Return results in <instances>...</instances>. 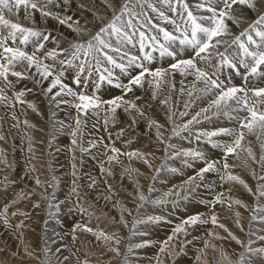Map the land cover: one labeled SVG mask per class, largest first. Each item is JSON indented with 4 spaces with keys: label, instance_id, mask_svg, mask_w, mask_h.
I'll list each match as a JSON object with an SVG mask.
<instances>
[{
    "label": "snow or ice",
    "instance_id": "6c2138e0",
    "mask_svg": "<svg viewBox=\"0 0 264 264\" xmlns=\"http://www.w3.org/2000/svg\"><path fill=\"white\" fill-rule=\"evenodd\" d=\"M62 2L67 5L70 0H62ZM59 3L60 0H0V81L6 87H14L9 76L16 77L17 81L33 80L36 84L48 81L49 86L44 89V94L48 96L50 105L58 107L60 104H69L76 110L75 127L70 133L73 137V145H77V134L83 135L82 125L87 122L89 116H100L101 113H104L103 121L105 129H107L109 122L115 119L118 108L123 107L125 112L134 110L140 117H144L145 114L134 101L125 100L123 96L114 97L111 100H101L95 91L89 94L83 90H74L64 83L63 79L69 69L75 70L73 83L77 87L83 84L86 89L88 81L93 79L96 91L99 90L101 84L107 83L123 89L127 94L132 92L134 87L143 88L147 82L149 87L153 88V100L156 99L157 92L163 84L175 87L174 84H171L170 78L178 72L182 77H194L196 83L186 90L183 80L181 81L180 92L189 97V101L184 104L186 109L184 112L173 113L171 105H169V98L161 100L162 104L169 105L170 121L173 115L179 117L187 115V109L203 97L211 95L212 99L206 108H200L186 122L180 124L173 122L172 135L179 136L182 132L187 131L197 142H205L213 148L220 149L223 153V169L234 166L227 162L229 156L240 160V152H246L250 159L260 165L261 172L264 173V155H261L257 160L250 142L242 143L247 136H255L256 140L260 142L261 149L264 150V87L257 86L256 83L264 80V0H196L193 4H189L188 0H156L155 3L153 0H121L119 11L108 4L113 13L112 19L107 24H102L99 30L87 40H76L71 42L68 48L57 47L46 50L43 55H40L39 53L45 49V43L49 41L51 33L21 24L18 14L23 9L24 19L31 20L34 12H39L42 17L56 19L62 25L68 24L71 17L62 18L50 10V6H59ZM157 3L163 5V8H158ZM245 9L257 12V18L248 23L239 34H234L228 21L239 27L243 22L242 17ZM149 12L154 15H149ZM13 17H17V19L13 20ZM165 24L170 27H165ZM68 26L72 27L71 24ZM73 31L78 35L81 34L79 27L74 28ZM58 43L57 41V45ZM29 45L32 48L31 52L26 50ZM133 49H138L141 55L132 54ZM185 51H190L191 56L182 58ZM65 53L66 55H64ZM154 53L157 55H153ZM164 57L172 58L175 63H172L167 69L156 68L153 70L147 66ZM177 57L181 58L177 59ZM49 60L52 63H46ZM201 64L207 65L212 70H206L205 67L200 66ZM17 67L20 68L19 71L16 70ZM33 69H35L34 73ZM115 69H119L122 75L128 76L127 84L121 83L119 77L114 75ZM131 69H140V71L133 75ZM221 74H226L227 79L221 80ZM232 74L241 77L242 85L236 86L231 83ZM197 83L201 86L197 87ZM54 89H56L55 92ZM26 91L32 90L22 89L15 93L16 102L26 103L21 99ZM57 97L61 99L58 100ZM64 97L72 99L68 100ZM8 99L4 88L0 87V103H4ZM137 99L140 98L137 97ZM29 106L34 108L31 104ZM213 117H226L230 121H235L237 126L221 127L211 131L195 129V125L200 124L202 120H211ZM134 122L135 120H133ZM149 126L156 129L157 139L163 142L159 131L161 125L151 120ZM121 134H123V130H121ZM219 136L230 139L226 141L213 139ZM109 137L111 138V134ZM2 139L4 137L0 135V140ZM87 144V147L80 146L81 153H89L91 148L97 147V142L94 141H88ZM100 144L105 149H110L112 153L127 155L130 158L135 156L144 159L146 164L148 163L143 153H121L120 149L103 144L102 139ZM174 148L175 145L168 144L166 151ZM174 155L181 157L182 163L189 167L193 161H204L205 166L186 181V184L190 186L189 194L195 192L196 187L200 186L196 182L203 181L205 173L221 171V168L217 167L220 161L206 159L201 150L180 149L175 151ZM107 159L109 162H119L117 155L108 156ZM241 163L248 167L246 161H241ZM73 167L75 168V164ZM149 167H151L150 164ZM101 169L109 171L103 167V163H101ZM170 171L177 170L170 169ZM249 171L258 181H264V174L257 176L250 167ZM125 172L131 175L130 169H125ZM73 175L75 176V172ZM225 178L243 185L251 193L252 190L239 176L226 172L220 176L222 181ZM35 182L37 185H41L38 178ZM52 186L55 187V185ZM207 187L210 188L211 185H207ZM153 190L150 188V191ZM73 191L76 189L74 188ZM41 195L49 201L48 207L51 209V197L44 193ZM168 195L170 193H165L163 198L149 202L162 205L167 203ZM254 195H257L258 200L264 197V183L257 184V193ZM222 196V193L218 194L213 201H202V203H209L213 207L217 203L224 204ZM138 198L142 202L147 200L143 193H139ZM181 199H188V195ZM172 203L175 205L176 201H172ZM235 203L242 204L240 200H236ZM227 206L231 208L230 204ZM34 207H39V203L34 204ZM254 211L262 215H253L252 220L264 221V205L258 203ZM7 212L8 206L6 205L0 211V218L6 225L9 223ZM15 214L12 213V215ZM235 216L236 223L240 226V213H235ZM162 219V217L149 216L147 221L137 220L136 223H158ZM210 219L213 224H217L215 214ZM207 222L201 218V215H195L188 217L183 224L191 227L197 223ZM22 226L23 222L18 225V227ZM75 227L81 226L76 225ZM219 227L223 228L224 225L220 224ZM84 230L93 231L91 228ZM241 230H243L242 227ZM176 231L186 232L183 226H178ZM94 235L98 239L103 238L105 242L113 239L112 236L105 235L103 232L94 233ZM232 238L236 239L235 236ZM260 239L264 240V236ZM116 243L119 241L117 240ZM237 243L243 244L239 240ZM251 243L250 240L246 246L247 251L264 254V248L253 249ZM142 246L144 245H136V247ZM109 250L118 251L115 248ZM129 251H131V246ZM161 251L164 249L161 248ZM221 256L223 260H227L225 254L222 253ZM218 264H222V262H218ZM229 264H231L230 261ZM238 264H246L243 254L240 256Z\"/></svg>",
    "mask_w": 264,
    "mask_h": 264
},
{
    "label": "rangeland",
    "instance_id": "374dc122",
    "mask_svg": "<svg viewBox=\"0 0 264 264\" xmlns=\"http://www.w3.org/2000/svg\"><path fill=\"white\" fill-rule=\"evenodd\" d=\"M62 0H60V5L59 6H53V8H55V12L56 13H58V15L59 16H61V17H63V18H65L66 16H64L65 14L67 15V17H70L71 16V20H75V21H77V19H79V17H83V18H85V20H86V23L87 24H85L87 27H88V31L87 32H85V33H82L81 35L85 38L84 40H87L91 35H93V34H95L98 30H99V28L101 27V25L102 24H107L111 19H112V15H113V13H112V11L110 10V8L108 7V6H106L105 4H102V3H100V2H98L97 0H92V2L90 3V6H89V9H88V11H84V10H82V8L80 7V6H78L77 4H76V1L77 2H80V0H72V3H71V5H70V3H68L67 5H64V4H62L61 5V3H63V2H61ZM74 1V2H73ZM112 1V3H113V7L115 8L116 6V10L117 11H119V6H120V3H121V0H111ZM119 1V2H118ZM189 1H191V0H188V2ZM98 2V3H97ZM118 2V3H117ZM154 2H156V0H154ZM92 4V5H91ZM109 4H111V3H109ZM189 4H192V2H189ZM94 5V6H93ZM98 5H100V6H98ZM60 6H62V7H60ZM76 6V7H75ZM95 7V8H93V7ZM158 8H163V5H161V4H159V3H157V5H156ZM162 6V7H161ZM75 7V8H74ZM78 7H79V9H78ZM96 7H99V8H96ZM77 8V9H76ZM61 9V10H60ZM58 10V11H57ZM60 10V11H59ZM68 11L70 12V13H68ZM79 11V12H78ZM91 11V12H90ZM95 11V12H94ZM100 11V12H99ZM83 12H85V13H83ZM94 12V13H93ZM245 12V14H248V12L247 11H244ZM73 13V14H72ZM81 15L82 14V16H80L79 14ZM88 13V14H87ZM97 13V14H96ZM61 14V15H60ZM77 14V15H76ZM149 14L150 15H154L153 13H151V12H149ZM171 13H169V15H170ZM73 15V16H72ZM84 15V16H83ZM92 15H94V16H92ZM78 17V18H77ZM89 17V20H87V18ZM22 21H24L23 19H22ZM91 21H92V23H91ZM94 21H95V23H94ZM20 22V21H19ZM90 22V23H89ZM23 25L25 24V26H27V27H34V28H36V29H40V30H45L47 33H51V38L49 39V45L46 47V50H48L49 48H51V49H56L57 47H56V45H54V44H57L56 42H57V40H60V42H61V44H60V46H59V48H68L69 47V45H70V43H71V40H70V37H68L66 34H64L66 37L63 39V37H61V35H62V33L60 34V33H58V32H56V30L54 29V27H53V25H51L50 23H44L45 25L44 26H42V25H39L38 23H36L37 25H39V26H37L36 24H29V25H27L26 23H24V22H21ZM91 24V25H90ZM91 26V27H90ZM165 27H170L169 25H164ZM43 27V28H42ZM46 27V28H45ZM50 27V28H49ZM90 27V28H89ZM95 27V28H94ZM53 30H52V29ZM53 32V33H52ZM56 32V33H55ZM93 32V33H92ZM59 34H60V36H59ZM84 34H86V35H84ZM91 34V35H90ZM58 36V37H57ZM57 37V38H56ZM61 37V38H60ZM53 39V40H52ZM54 41H56V42H54ZM63 42V43H62ZM55 46V47H53V45ZM62 46V47H61ZM49 47V48H48ZM27 51H29V52H31L32 51V48H31V45H29L28 46V48L26 49ZM50 50V49H49ZM139 53V51H138V49H133L132 50V54H135V55H139L138 54ZM64 55H66V53L64 54ZM141 55V54H140ZM153 55H157L156 53H154ZM191 56V52L189 51V52H186V54H185V56L184 57H182V58H188V57H190ZM61 58H63V57H61ZM165 58V57H164ZM164 58H162V60L164 59ZM168 59H166L165 60V63H164V67H160L161 65V62H159L158 64H159V66H155L154 65V62L152 63V64H148L147 66L149 67V68H152L153 70L154 69H156V68H164V69H167V68H169V66L172 64L171 62H173V63H175L174 61L175 60H173L172 58H170V57H167ZM179 58H181V57H177V59H179ZM170 60V61H169ZM50 62H52V61H50ZM49 61H46V63H50ZM167 62V63H166ZM169 63H171V64H169ZM167 64H169V65H167ZM166 65V66H165ZM152 66H154V67H152ZM201 67H207V65L206 66H202V65H200ZM17 68H19V67H17ZM16 68V70L17 71H19V69H17ZM70 70V71H69ZM66 73H65V76H64V83H66V84H68L70 87H72L74 90H78V91H81V90H85V92H89L88 90H90V89H92L91 91H95V94L96 93H98V94H100V95H102L101 96V99L103 100V99H108V100H111V99H113L114 97H118V96H121V95H125V93H124V90L122 89H120V88H116L114 85H109V84H107V83H103V84H101V86H100V88H99V90L98 91H96L95 89H94V86L93 85H91L92 83H93V79H90L89 81H88V86H87V88L85 89L84 87H83V84L80 86V87H77L72 81H73V78H74V76H75V70H72V69H69ZM117 72H114V75L115 76H118L119 77V80H120V82L121 83H124V84H127L128 83V76H125V75H122L121 73H120V71H119V69H115ZM206 70H208V71H211L212 69H209L208 67L206 68ZM132 73H133V75H136L137 74V72H139L140 71V69H131L130 70ZM243 71V70H242ZM32 72H33V70H32ZM74 72V73H73ZM136 72V73H135ZM34 73V72H33ZM135 73V74H134ZM30 75L32 74V73H29ZM70 74H71V77H70ZM73 74V75H72ZM177 76V77H179L180 76V79H182V80H186V77H181V75L178 73V72H176L175 74H174V76ZM179 75V76H178ZM222 76H225V74H221ZM124 76V77H123ZM236 78H235V77ZM11 78H12V76H10ZM237 77L238 78H240V76H237V75H235V74H232V81H236L237 83H238V79H237ZM37 78H39V77H37ZM124 78V79H123ZM127 78V79H126ZM82 79H83V77H82ZM234 79V80H233ZM12 81H13V84H14V88H13V90L15 89V91L14 92H19L20 90H22V88L23 89H33V91H32V93L31 92H29V91H26L27 93L25 94V98H24V96L22 97V100H26V101H29V99L28 98H30V101L29 102H31V100L33 99H37V101L40 103V106H41V108H42V110H43V112H44V114H46V117L47 118H45V120H44V117L41 115V114H39V112H36L34 109H30V111H29V109L28 108H26L23 104H21L20 103V105H17V104H13L12 103V99H11V95L9 96L8 95V93H5V94H7L6 96L9 98L7 101H5L4 103H0V135H2L3 137H4V139H2V140H0V192L1 191H5V192H9L10 194H12V196H13V198L17 201L18 200V203H20L21 205H22V207H23V212H22V216H25V214H26V216H27V212L29 211V209H35L36 210V217L37 218H39V219H42L43 221H41V222H39V224L41 225H47V226H50V229H51V227H53V228H56L55 227V224L54 223H56V225H58V222H62V224H63V227H66L67 226V224H68V221L69 220H72V218H73V220L70 222V224H72V223H75L76 222V224H77V222H79V219H76L75 217H78V216H80V215H82V216H84L86 219H81V222H82V225L81 226H84L85 228H90L91 227V229L93 230V232H95L96 233V231H97V233H99V232H103L105 235H109V236H112L113 237V239L111 240V241H108V242H105L104 240H103V238H97V236L95 235V236H93V237H91V236H88V235H86L85 236V240H84V242H86L85 243V245L84 246H86V247H88V248H93V249H95V251H97L96 253H98L99 255H96L97 256V258L99 259V263H95V264H158V262H156V260H154V261H152V260H148L149 262L150 261H152V262H145V260L143 261V259H141V258H143L144 256H145V253H147V252H149V250L148 251H145V250H143V246L142 247H138V248H136L135 247V245H133L132 243H131V240H132V234L135 236V234L137 235V236H139V237H141V236H143V235H145L146 233L145 232H143V230H145L146 229V227L147 226H151L150 228H152V230H153V228H156L157 229V232L158 231H160L161 232V236H159L160 237V239H161V241H163L164 242V240H169V235H171V240H169L168 242H172V237H173V240L176 238V240H177V238H179L180 239V236L181 235H183V237H182V240H184V241H182V243H181V240H177V241H180V243L178 242V246L176 245L177 243V241L175 242V244H174V247H175V249H177L176 247H178V249L177 250H173V252L171 253V252H169L168 254V257H167V254H165L166 255V257L168 258H166L165 257V263L163 262V264H198V262H199V260L196 258L195 259V257L197 256V250H199L200 249V247H201V245H200V242H201V238L204 236V234L207 236V237H209L208 235H210V237L212 236L211 234H212V230H213V226L211 225L212 224V222H211V224L209 225V224H207V223H205V226H207L206 228H205V230H204V232L203 233H200L199 231H200V227L196 224V225H194V226H191V227H188V225H184L182 222V224L180 223V225L179 226H183V228L186 230V232L185 231H183V232H185V235L183 234V232L182 231H176L175 229L173 230V228H169V229H167V230H161L159 227H158V225L159 224H161V223H163V222H167V216L169 215V214H171L175 209H176V207L177 208H179V206H180V202H177L178 200H181V197H179V198H177V192H178V190L181 188V187H179L178 188V185L179 184H181L182 185V187H184V185L186 184V181H188V180H186L185 178H183V177H180V175L178 174L179 172L178 171H170V169H174V166H175V164L173 165L171 162H166V161H164V160H162V162H161V166H159V168H160V170H159V168L157 169V171H155V169H149V171H150V173L152 172V174L151 175H149L150 173H148L147 172V174H146V177H145V181L147 180V183L148 184H146V183H144V190L143 191H141V192H139L137 189H136V185L137 184H129V183H126V181L125 180H121V179H119V178H117L116 177V175L113 173V172H111V174L109 175V176H111V180H109V181H105L104 180V184H100V185H98L101 181H103L98 175H99V172L100 173H104L105 171H101V170H99L100 168H101V163H102V155L103 154H100V158L101 159H98V158H96V156H94V152H95V149L99 146V145H101L100 144V142L99 141H101V139L102 140H105V142H103V144H106V145H111L109 142L110 141H108L107 140V138H106V133L103 135V133L100 131V129H101V123L102 122H100L101 121V119L100 118H95V120H93V119H91L92 118V116L90 117H88L87 118V123H88V125H87V123H85V124H83L82 126H84V128H82V131H83V134L84 135H82V138H80V136H78V134H77V137H78V139L80 140H84L83 138L84 137H86L87 139H94V138H96V139H94L93 141L94 142H97V147H95V148H91L90 149V152L89 153H81L80 152V146H83V147H87L88 146V144L86 143V142H83V141H81L80 143H77V145H72V140H73V137L70 135V133H71V131H72V128H74L75 127V116H76V110L73 108V107H71L69 104H60V106H58V107H56L55 106V108L54 107H52V106H54V105H49L50 103H49V98H48V96L47 95H45L44 94V89H46L48 86H49V84H48V81H44V82H42L41 83V85L40 84H36L33 80H30V81H32V82H30L29 80H20V81H17V78L16 77H14V80L12 79ZM30 83H29V82ZM91 81H92V83H91ZM124 81V82H123ZM264 81V80H263ZM235 82V83H236ZM23 83L25 84V86L23 85ZM261 83H263V87H264V82H262V80L260 81V84ZM27 84V85H26ZM42 84H44V85H42ZM74 84V85H73ZM259 84V85H260ZM35 86V87H33V86ZM237 85V84H236ZM241 85V83H239L238 84V86H240ZM259 85H257V86H259ZM15 86H16V88H15ZM40 86V87H39ZM75 86V87H74ZM90 86V87H89ZM91 86H93V87H91ZM145 86H146V82H145ZM144 86V88L142 89V88H140V87H134L133 88V91L132 92H128V93H132V94H134L135 95V97H139V98H141V99H144V98H146V99H148L149 101H151V102H154V101H156L157 100V97L159 98V95L158 94H160L159 92H160V90H165L166 88H167V86H168V84H163L162 86H161V88L162 89H160L159 91H158V93H157V97H156V99L155 100H153L152 99V97L150 98V96H152V93L151 92H153V88H151V87H149V85L147 84V88ZM31 87H33V88H31ZM89 87V88H88ZM262 87V86H261ZM77 88V89H76ZM139 88H140V91H139ZM43 89V90H42ZM111 91V93H109L110 91ZM118 89V90H117ZM138 89V90H137ZM12 90V91H13ZM37 90V91H36ZM101 90H103V91H101ZM108 90V91H107ZM136 90V91H135ZM152 90V91H151ZM54 92L56 91V89H54L53 90ZM145 91H147V92H145ZM151 91V92H150ZM43 92V93H42ZM104 92V93H103ZM143 92H145V93H143ZM30 93V94H29ZM108 93V94H107ZM10 94V93H9ZM42 94V95H41ZM89 94H91L90 92H89ZM118 94H120V95H118ZM146 94H147V96H146ZM29 95H31L30 97H29ZM32 95H34V96H37V97H34L33 98V96ZM145 95V96H144ZM105 98H104V97ZM112 96V97H111ZM28 97V98H27ZM44 97V98H43ZM106 97H109V98H106ZM160 97H161V95H160ZM24 98V99H23ZM68 98V100H71L72 98L71 97H64V99H67ZM57 99L59 100V99H61L60 97H57ZM41 101H44L43 103L45 104H43L42 105V102ZM35 103V102H34ZM33 103H31V105H32ZM1 105H3V107L1 106ZM14 105V106H13ZM63 105V106H62ZM43 106V107H42ZM46 106V107H45ZM2 107V108H1ZM48 110H47V109ZM53 108V109H52ZM67 108V109H66ZM37 109H39V107H37ZM55 109H57V110H55ZM119 109V108H118ZM118 109H117V112H118ZM47 110V111H46ZM120 110L121 111H124L123 110V107H121L120 108ZM67 111V112H66ZM46 112V113H45ZM48 112V113H47ZM60 112V113H59ZM72 112V113H71ZM75 112V113H74ZM116 112V116H115V118L116 117H118V118H116V119H114L113 121H117L116 123L114 122V124L116 125V127H117V129H118V132H120V130L122 129H126V131H136V130H138L139 129V127H140V123H138L137 121H135L134 122V125H133V120H130V119H128V120H125V119H123L121 116H119V114ZM20 113V114H19ZM21 113H24V114H21ZM54 113V114H53ZM57 113V114H56ZM37 116V118H38V116L40 117V118H38V119H41V121L40 120H38L37 118H36V116ZM49 115V116H48ZM51 115V116H50ZM59 115V116H58ZM53 116V117H52ZM101 116H102V113H101ZM68 117V118H67ZM98 117H100V116H98ZM120 117V118H119ZM26 118H28L29 120H26ZM34 118H36L35 120H34ZM49 118V119H48ZM54 118H55V120H54ZM58 118V119H57ZM65 118H66V121H65ZM72 118L74 119V120H72ZM220 118H223L224 120H225V126H227V127H236V122L234 121H230V120H228L226 117H220ZM22 119L23 120H26L27 121V123H23V121H22ZM63 119V120H62ZM100 119V120H99ZM4 120V121H3ZM6 121V122H5ZM16 121V122H15ZM21 122V123H18V122ZM30 121V123L32 124V126H33V128L30 126V123H28ZM38 121V122H37ZM40 121V122H39ZM46 121H48V122H46ZM52 121H53V123L55 124H53L52 123ZM92 121V122H91ZM127 121V122H126ZM170 121V120H169ZM43 122V123H42ZM57 122L59 123V124H57ZM67 122V123H66ZM71 122H73V123H71ZM125 122V123H124ZM129 122V123H128ZM173 122V120H171V123ZM118 123V124H117ZM127 123V124H126ZM131 123V124H130ZM161 123L163 124L164 123V121H161ZM29 124V125H28ZM36 124V125H35ZM139 124V125H138ZM26 125V126H25ZM28 125V126H27ZM54 125V126H53ZM63 125V126H62ZM37 126V127H36ZM43 126L45 127V128H43ZM47 126V127H46ZM71 126V127H70ZM100 126V127H99ZM124 126V127H123ZM196 127V130H200L199 129V125H195ZM2 127V128H1ZM42 127V128H41ZM49 127V128H48ZM56 127V128H55ZM64 127V128H63ZM87 127V128H86ZM127 127L129 128V129H127ZM163 127H165L164 125L162 126V129H161V131H163L162 133H161V139L163 140V142H161V140H158L157 139V135H156V129H154V128H151V129H153V131L155 132L154 133V136L153 135H151L150 137H149V143H150V145H151V147L152 148H154V147H156V151H157V149H158V147L161 145V149H163L164 147H165V145L166 146H168V144H172V143H170L169 142V139L172 141V142H176L175 140H176V137H178V139H180L179 137L181 136V137H183L182 135L184 134V132H182L179 136H173L172 135V128H173V124H172V126H171V128L170 129H168V128H163ZM220 127H223L222 125L220 126ZM31 128V129H30ZM47 128V129H46ZM89 128H90V130H89ZM119 128H121V129H119ZM134 128H135V130H134ZM2 129V130H1ZM20 129V130H19ZM38 129V130H37ZM50 129H52V130H50ZM56 129V130H55ZM68 129V130H67ZM27 130V131H26ZM47 130H49V131H47ZM171 130V131H170ZM203 130H210V127L207 125V126H205L204 128H203ZM29 131V132H28ZM40 131V132H39ZM126 131L125 130H123V132L126 134ZM129 131H128V133H129ZM171 133H170V132ZM91 132V133H90ZM27 133V134H26ZM36 133H39V134H37L36 135ZM123 133V134H124ZM131 133H129V135H130ZM163 134V135H162ZM32 135V136H31ZM34 135V136H33ZM36 135V136H35ZM40 135V136H39ZM80 135V134H79ZM129 135H128V139L129 140H131L132 138H133V140H137L138 139V137H139V135H138V132H137V136H133V137H131L132 135H130V138H129ZM51 136V137H50ZM105 136V137H104ZM31 137V138H30ZM40 137H41V139H40ZM44 137V138H43ZM46 137H47V139H46ZM57 137V138H56ZM90 137V138H89ZM152 137H153V139H152ZM185 137H187V138H185ZM247 137H250V139L252 140V142H253V144H255L254 145V147H255V149L256 150H259V151H262V153H264V150H262L261 148H260V142L259 141H257L256 140V138H255V136H247ZM247 137H246V139H247ZM12 138V139H11ZM49 138V139H48ZM135 138V139H134ZM191 138V139H190ZM225 139H223L224 141H226V140H229L230 138H228V137H224ZM31 141H30V140ZM35 139V140H34ZM37 139V140H36ZM99 139V140H98ZM155 139V140H154ZM165 139V140H164ZM175 139V140H174ZM184 139V140H183ZM250 139H248V140H250ZM253 139L255 140V141H253ZM14 140V141H13ZM25 140V141H24ZM39 140V141H38ZM47 140V141H46ZM51 140H53L52 141V143H51ZM59 142H58V141ZM96 140V141H95ZM11 141H12V143H11ZM33 141V142H32ZM152 141V142H151ZM182 141L184 142V143H186L187 144V146H189V149H192V146H191V144H193V142H196L197 143V146H201V147H203L202 145L204 144V142H197V141H195V139H194V137L192 136H190V135H188V136H184L183 138H182ZM257 141V142H256ZM14 142V143H13ZM17 142V143H16ZM30 142H32V143H30ZM37 142H39V143H42L43 144V142H44V144L42 145V144H39V143H37ZM48 142V143H47ZM66 144H65V143ZM127 142H128V140H127ZM16 143V144H15ZM19 143V144H18ZM151 143H153V144H151ZM157 143V145H154V144H156ZM201 143V144H200ZM18 144V145H17ZM52 144V145H51ZM63 144V145H62ZM65 144V145H64ZM78 144H80V145H78ZM160 144V145H159ZM164 144V145H163ZM258 144V145H257ZM27 147H26V146ZM32 145V146H31ZM36 145V146H35ZM61 145V146H60ZM153 145V146H152ZM29 146V147H28ZM31 146V147H30ZM35 146V147H34ZM40 146V147H39ZM164 146V147H163ZM211 146V145H210ZM36 147H38V148H36ZM44 147V148H43ZM18 148V149H17ZM29 148V149H28ZM36 148V149H35ZM43 148V149H42ZM47 148H49V149H47ZM56 148L57 149H59L58 151L56 150ZM116 148H118V149H120V151H121V153H126L122 148H119V147H116ZM213 148V147H212ZM4 149V150H3ZM29 151H28V150ZM50 149H52V150H50ZM70 149V150H69ZM75 149H77V151L75 150ZM161 149H159V150H161ZM213 149H216V148H213ZM46 150L48 151V152H46ZM54 150V151H53ZM217 150V155H216V158H221V156L223 157V153L222 152H220L221 150L220 149H216ZM18 151V152H17ZM27 151V152H26ZM32 151V153H30ZM64 153H63V152ZM94 151V152H93ZM21 152H23V153H21ZM43 152V153H42ZM80 152V153H79ZM30 153V154H29ZM39 153H41V155H44V158H43V156H41ZM58 153V154H57ZM108 153H112L111 151H110V149H108ZM4 154V155H3ZM31 154H32V156H31ZM64 154V155H63ZM82 154L83 155H85L86 157L84 158V156H82ZM112 154H115V153H112ZM10 155V156H9ZM29 155V156H28ZM35 155H37V158H36V156ZM51 155V156H50ZM115 155H117L118 157H119V160L120 161H125V160H127V158L129 157V156H127V155H122V154H115ZM4 156H6V157H4ZM24 156V157H23ZM27 156V157H26ZM53 156V157H52ZM56 156V157H55ZM73 156V158L75 157V160H76V163L78 162H80V165L78 164V167H75V169H74V167H72V166H70V163H69V161H70V159H71V157ZM95 158H94V157ZM23 157V158H22ZM49 157V158H48ZM78 157V158H77ZM177 157V156H176ZM230 157V156H229ZM29 158V159H28ZM41 158V159H40ZM58 158V159H57ZM64 158V159H63ZM173 158V157H172ZM15 159V160H14ZM31 159H33L32 161H31ZM34 159H35V161H34ZM53 159V160H52ZM78 159H80V161L78 160ZM19 160H20V162H19ZM27 160H30L29 162H26ZM82 160V161H81ZM38 161V162H37ZM43 161V162H42ZM55 161V162H54ZM16 162V163H15ZM22 162V163H21ZM26 162V163H25ZM34 162V163H33ZM165 162H166V164H165ZM194 162H196V161H194ZM232 162V163H231ZM234 162V163H233ZM19 163V164H18ZM29 163H31V164H29ZM33 163V164H32ZM40 163H42V164H40ZM65 163V164H64ZM92 163V164H91ZM97 163V164H96ZM170 163V164H169ZM231 163V164H230ZM237 162L236 161H230L229 162V164L230 165H234L233 167H230V168H228V170H230V171H228V172H230V173H232L233 175H235L236 174V176L238 175L241 179H243L244 181L246 180H248L249 182H251L253 185H252V191H251V193L247 190V188H245L243 185H241V184H239V183H237V182H233V181H228L226 178H225V180H221L220 179V176L222 175V174H224V173H222V167L221 166H217V167H220L221 168V171H220V173H218V174H215V173H217V172H209V173H205V175L204 176H210V179H203V181H201V183H200V181L198 180L196 183H198L200 186L199 187H196V190H195V192H192V193H190L189 194V192L187 193V194H185V195H188V197L189 196H193V197H195V198H197L196 199V201L197 200H199L198 202H200V201H205V202H208V198H212V200L211 201H213L214 199H215V196H217L218 194H223V198H227V197H229L230 195L228 194L229 192H231V193H234V195L235 196H239V197H241V198H250L249 199V204H248V206H249V208H248V206L246 205V204H244V205H242L243 207H246V208H243V209H245L246 211H247V214H248V218H250V219H252V216L253 215H257V216H259V215H262L261 213H257V212H255L254 211V209L256 208L255 206H257L256 204H257V201H259L258 200V198H257V195H254V193H257V184L258 183H260V182H262V181H258L256 178H254V177H252V176H248V174H247V171H246V168L243 166V165H240V164H236ZM17 164H18V166H17ZM115 164H117V163H115ZM148 164H150V163H145L144 162V166L146 167ZM19 165H20V167H19ZM31 165H32V167H31ZM33 165H35V166H33ZM40 165H43V166H40ZM90 166V165H92V166H96V168H91L92 170H93V172L92 171H90V172H87V173H85V174H82V169L84 168V166ZM118 165V164H117ZM167 165H169V166H167ZM240 167V169H239V167ZM21 166L22 167H27L26 169L27 170H29V168H33V167H35V172L33 173V175L31 176V177H29V178H27V177H25V176H23V175H20V173H18V170L20 171L21 169ZM41 167V169H42V173H41V169H40V167ZM205 166V165H204ZM43 167V168H42ZM80 167V168H79ZM99 167V168H98ZM103 167H104V165H103ZM51 168V169H50ZM82 168V169H81ZM200 169L202 168V167H199ZM242 168H244V169H242ZM78 169V170H77ZM164 169V170H163ZM166 169V170H165ZM200 169H197V171L195 172V173H197L198 172V170H200ZM72 170V171H71ZM153 170H154V172H153ZM233 170V171H232ZM58 171V172H57ZM68 171V172H67ZM70 171V172H69ZM78 171H80V172H78ZM159 171L161 172V173H159ZM40 174H39V173ZM58 174H57V173ZM75 172V176L73 175V173ZM61 173V174H60ZM71 173V174H70ZM159 173V174H158ZM166 173H168V174H166ZM222 173V174H221ZM36 174V175H35ZM37 174H39V175H37ZM44 174H45V176H44ZM164 176H163V175ZM174 174H176V176L177 177H174L175 175ZM209 174V175H208ZM221 174V175H220ZM160 175V176H159ZM101 176V175H100ZM149 176H150V179L152 178V176H153V178L150 180L149 179ZM157 176V177H156ZM179 176V177H178ZM243 176H244V178H243ZM90 178L89 179V181H86L87 180V178ZM99 177V178H98ZM156 177V178H155ZM174 177V178H173ZM39 179L40 181H41V185H37L36 184V182H35V180L36 179ZM72 178V179H71ZM148 178V179H147ZM162 178H164V179H162ZM246 178V179H245ZM85 179V180H84ZM98 179V180H97ZM115 179V180H114ZM156 180V181H154V180ZM169 179V180H168ZM174 179H176V181L174 182V181H172V180H174ZM212 179H213V181H212ZM80 180V181H79ZM167 180V181H166ZM86 181V182H85ZM90 181H92V182H90ZM153 181V182H152ZM206 181V182H205ZM245 181V183L246 184H248V181L246 182ZM33 182V183H32ZM112 182V183H111ZM150 182V183H149ZM177 183L176 184V186L177 187H175V184H173V183ZM181 182V183H180ZM46 183V184H45ZM106 183V184H105ZM71 184H72V186H71ZM97 184V185H96ZM163 184H165V185H163ZM212 184V185H211ZM52 185H55V187L53 188V186ZM89 185V186H88ZM106 185H107V187H106ZM113 185V186H112ZM120 185V186H119ZM135 185V186H134ZM149 185V186H148ZM181 185H179V186H181ZM207 185H211V187L209 188V187H207ZM91 186V187H90ZM110 186V187H109ZM134 186V187H133ZM159 186V187H158ZM195 186V185H194ZM255 186V188L253 189V187ZM76 189V191H73L72 189H74V188ZM148 189H147V188ZM150 187H152L151 189H155V190H153V191H150ZM154 187V188H153ZM187 187V189H189L188 187H190L189 185L188 186H186ZM213 187V188H212ZM214 187H215V189H214ZM231 187H232V190H231ZM2 188V189H1ZM91 188V189H90ZM159 188V189H158ZM172 188H173V190H172ZM174 188H176L175 190H176V192L175 193H171L172 191H175L174 190ZM204 188H206V189H204ZM217 188H219V189H217ZM230 188V189H229ZM92 189H94V190H92ZM164 189V190H163ZM213 189V190H212ZM225 189V190H224ZM230 191H229V190ZM235 189V190H234ZM239 189H241V190H239ZM245 189V190H244ZM9 190H11V191H9ZM146 190V191H145ZM163 190V191H162ZM172 190V191H171ZM210 190H211V192H210ZM218 192H217V191ZM237 190H239V192L237 191ZM256 190V191H255ZM118 192V193H120L122 196H124V197H126L127 199H129V201L130 202H133L132 204L135 206L136 205V207H135V209L134 210H136L137 212H133V214L131 215V217L129 216H127L128 218H126V217H124V215H123V212H124V210H122L121 209V207H119L118 209H119V211L122 213V215H121V219H120V217H119V219H117L118 217H117V215L115 216L112 212H111V210H110V208L112 207V208H114L115 209V207H116V203H118L116 200H112V203H110V207L108 206L107 207V205L106 204H108V202H106V201H104L103 202V200L100 198V197H98V198H96L95 196L96 195H98V194H106V193H108L109 192V194H114V192ZM158 191V192H157ZM221 191V192H220ZM229 191V192H228ZM236 191H237V193L239 194H236ZM145 192V194H144V196L147 198V200L146 201H144V202H142V201H140L139 200V198H138V196H139V193H144ZM170 193V199H167V202L169 201L171 204H165V206L163 207V209H170L171 211L170 212H163L162 210V205H157V204H152L151 202H149V201H154V200H157V199H161V198H163L164 197V194L165 193ZM209 192V193H208ZM220 192V193H219ZM41 193H44L45 195H48V196H50L51 197V199H50V203L52 204V208L51 209H49V207H48V204H49V201L48 200H45L44 199V196L43 195H41ZM98 193V194H97ZM153 193H154V195H153ZM157 193V194H156ZM159 193V194H158ZM202 193V194H201ZM14 194V195H13ZM161 194H163V195H161ZM192 194V195H191ZM244 194V195H243ZM138 195V196H137ZM147 195V196H146ZM149 195V196H148ZM173 195H175V196H173ZM184 195V196H185ZM226 197H225V196ZM25 196H27L28 198L27 199H25L24 197ZM151 196V197H150ZM169 196V195H168ZM20 197V198H19ZM60 197V198H59ZM75 197V198H74ZM95 199H94V198ZM153 197V198H152ZM22 198V199H21ZM131 198V199H130ZM174 198V199H173ZM177 198V199H176ZM194 198V199H195ZM254 199V201L252 200V199ZM21 199V200H20ZM76 201H75V200ZM78 199H79V201H78ZM172 199V200H171ZM201 199V200H200ZM260 199V198H259ZM23 200V201H22ZM31 200V201H30ZM99 200V201H98ZM100 200H102V201H100ZM138 200V201H137ZM98 201V202H97ZM136 201V202H135ZM172 201H176V204L175 205H172ZM195 201V202H196ZM253 201V202H252ZM22 202H23V204H22ZM138 202V203H137ZM142 202V203H141ZM184 202H185V204L186 203H188V202H190L189 201V199H184ZM194 202V203H195ZM25 203V204H24ZM36 203H39V207H34V204H36ZM78 203H79V205H78ZM151 203V204H150ZM179 203V204H178ZM84 205L85 206V204H86V206L84 207V206H82V207H84L83 208V210H82V207H81V205ZM139 204V205H138ZM141 204L143 205L142 207H141ZM150 204V205H149ZM203 204H207V203H203ZM252 204H253V206H252ZM259 204H261V205H264L262 202H260ZM187 205H189V204H187ZM195 204H193V207H192V211L193 212H197L196 214L198 215V214H200L199 212H201L202 213V211H199V209H202L201 207H197V205H195ZM246 205V206H245ZM107 208H106V207ZM146 206V207H145ZM190 206V205H189ZM217 206H219L220 207V205H217ZM91 207V208H90ZM87 208V209H86ZM109 208V209H108ZM154 208V209H153ZM160 209V210H159ZM193 209H195V210H193ZM197 209V210H196ZM26 210H27V212H26ZM133 210V211H134ZM155 210V211H154ZM158 210V211H157ZM220 210V209H219ZM0 211H2V208L0 207ZM24 211L26 212V213H24ZM142 212V214H141V212ZM90 212V213H89ZM93 212V213H92ZM143 212H145V215H147V218L150 216V213H151V215L153 214V216L155 215V217H162V215H163V217L165 216V218H163L162 220H160L159 222H158V225H157V223H155L156 224V226L157 227H155V224H153L152 225V223H149V222H147L146 223V225L145 224H143V223H136V221L137 220H144V221H147V219H146V216L145 215H143ZM181 212H184V211H181ZM253 212V213H252ZM51 213V214H50ZM111 213V214H110ZM149 213V214H148ZM158 213V214H157ZM164 213V214H163ZM165 213H167V214H165ZM113 214V215H112ZM74 215H76L75 217H74ZM78 215V216H77ZM96 216L95 218L93 217V216ZM142 215V216H141ZM222 215V214H221ZM102 216V217H101ZM144 216V217H143ZM62 217V218H61ZM64 217V218H63ZM67 217V218H66ZM114 217H116V218H114ZM137 217H138V219H137ZM188 217H190V216H188ZM143 218H145V219H143ZM219 218H221V216L219 217ZM219 218H217V224L216 225H218L219 224V221H221ZM223 218H225V219H229V225H232V229H233V231H234V233H235V235H236V233H237V235H236V239H233L232 238V236L229 234L228 235V239H227V241H224V242H227L228 244H230L232 247L234 246V249H235V246H236V249L237 250H235L236 252H238V253H236V257H234V262H235V260L236 261H239V259H240V256L243 254L244 256H245V259H246V261L247 262H249V261H253V259H255L254 257H252V256H254V252H248L247 251V247H245L244 245L246 244V246L248 245V243H249V241H250V239L251 238H253V240L251 239V241H255L254 242V244L252 243L251 244V247H253V249L255 248V244L257 243V240H258V238L256 237L257 236V234H256V231H255V233H254V231H252L251 232V235L249 234V230H248V228L247 227H245L243 230H241V227L240 226H238L235 222H233V221H231L232 220V218H230V216L227 214V216H225V217H223ZM2 219V218H1ZM53 219V220H52ZM65 219H68V221H66L65 222ZM98 219V220H97ZM179 219H180V217H179ZM187 218H183V220L185 221ZM59 220V221H58ZM88 220H89V222H88ZM100 220V221H99ZM108 222H107V221ZM117 220V221H116ZM226 220V221H227ZM55 221V222H54ZM75 221V222H74ZM83 221H84V223H83ZM94 222V223H92L93 225H95V226H92L91 225V222ZM103 221V222H102ZM106 221V222H105ZM183 221V222H184ZM8 222H9V220H8ZM89 224H88V223ZM117 222V223H116ZM128 222V223H127ZM228 222V221H227ZM86 223V224H85ZM103 223L105 224V225H103ZM107 223V224H106ZM108 223H109V226H108ZM233 223V224H232ZM5 224V223H4ZM28 225H29V227H31L32 225L33 226H35L36 224H34V223H31V222H29V223H27ZM148 224H150V225H148ZM235 224V225H234ZM41 225V226H42ZM90 225V226H89ZM145 227H143V226ZM32 226V227H33ZM39 226V225H38ZM59 226V225H58ZM97 226V227H96ZM100 226V227H99ZM141 226V227H140ZM212 226V227H211ZM237 226V227H236ZM93 227V228H92ZM95 227V228H94ZM136 227V228H135ZM236 227V228H235ZM34 228V227H33ZM100 228V229H99ZM123 228V229H122ZM144 228V229H143ZM209 228V229H208ZM212 228V229H211ZM247 228V229H246ZM260 228H263L264 229V224H260V226L258 227V228H256V229H254V230H257V229H260ZM211 229V230H210ZM45 230H47V229H45ZM222 230H224V232L225 233H227V231L225 230V229H222ZM246 230H248V231H246ZM131 231V232H130ZM176 231V232H175ZM237 231V232H236ZM133 232V233H132ZM141 232H142V234H141ZM211 234H210V233ZM170 233H172V234H170ZM240 235H239V234ZM70 235V231L69 232H67L66 233V235ZM176 235V237H174L175 235ZM130 235H131V237H130ZM141 235V236H140ZM180 235V236H179ZM246 235V236H245ZM250 235V236H249ZM253 235V236H252ZM72 236H73V233H72ZM196 236V237H195ZM199 236H202L201 238L199 237ZM231 236V237H230ZM244 236V237H243ZM248 237H251L250 239H248ZM120 238V239H119ZM238 238V239H237ZM145 239V240H144ZM144 239H142L141 241L143 242V243H147L148 241H149V238H144ZM187 239V240H186ZM198 239H200V240H198ZM248 239V240H247ZM45 240V241H44ZM44 240H42V242H41V244L42 245H40L41 247H40V251L37 253V252H35V254H34V256H30V253L28 254H26V255H24V256H22V255H20V254H18L17 252H14L13 251V249L12 248H10L7 244H5L4 243V241L3 242H1L0 241V243L2 244H0L1 245V247H0V253H2L3 251H5V252H8V257H9V259H11L13 262H16V263H23V264H64L61 260H59V259H57V257H55V256H53L52 255V247H51V245L49 244L50 242H51V238H48L47 239V236L44 238ZM48 240V242L47 243H43V241L44 242H46ZM88 240V241H87ZM119 241V243H116V241ZM198 240V241H197ZM212 240V237H211V239L209 238V242ZM229 240V241H228ZM237 240H239V241H242L243 242V244H240V243H237ZM66 241V240H65ZM232 241V242H231ZM246 241V242H245ZM74 242V240H73V238L70 236L69 238H68V240H67V242L65 243V245L67 246V247H69V252L70 253H73V254H75V255H77L78 253L74 250V248H73V246H70V243L72 244ZM174 243V242H173ZM182 244V245H181ZM233 244H235V245H233ZM240 245V246H239ZM243 245V246H242ZM66 246H60L62 249H63V251H66L67 249V247ZM131 246V251H129V247ZM242 246V247H241ZM44 247V248H43ZM110 248H115V249H118V251H111V250H109ZM186 248V249H185ZM239 248V249H238ZM244 250H243V249ZM141 250V251H139V250ZM209 249V248H208ZM33 250V249H32ZM31 250V251H32ZM45 250H47L46 252H45ZM137 250L139 251V252H141V255L143 256V257H141V258H138L137 257V255L139 256V252H137ZM42 251V252H41ZM75 253H74V252ZM143 251V252H142ZM175 251H177V253L175 252ZM184 252V254L183 253H181V252ZM190 251V252H189ZM44 252V253H43ZM126 252V253H125ZM176 254H175V253ZM179 252V253H178ZM187 252V253H186ZM245 252H247V253H245ZM41 253V254H40ZM84 253H86L85 251H84ZM104 253V254H103ZM118 253V254H117ZM181 253V254H180ZM190 253V254H189ZM252 253H253V255H252ZM14 254V255H13ZM101 254V255H100ZM106 254V255H105ZM171 254H175V255H171ZM195 254H196V256H195ZM241 254V255H240ZM248 254V255H247ZM250 254V255H249ZM39 255H41V256H39ZM171 255V256H170ZM177 255V256H176ZM179 255V256H178ZM208 255H209V257L211 258V259H213L214 260V258L212 257V255H211V253H208ZM240 255V256H239ZM22 256V257H21ZM28 256V257H27ZM176 256V257H175ZM183 256V257H182ZM184 256H185V258H184ZM192 256V257H191ZM250 256V257H249ZM262 256L264 257V255L262 254ZM66 257H68V254H64V256H63V258H66ZM172 257V258H171ZM190 257V258H189ZM208 257V258H209ZM14 258V259H13ZM110 258V259H109ZM138 258V259H137ZM182 258V259H181ZM187 258V259H186ZM193 258H194V263H193ZM236 258V259H235ZM250 258V259H249ZM16 259V260H15ZM139 259H140V262H139ZM178 259H179V261H178ZM185 259H186V261H185ZM211 259H209L208 261H207V263L206 264H211L212 262H210L211 261ZM105 261L106 263H104V262H102V261ZM107 260H108V262H107ZM134 260V261H133ZM196 260V261H195ZM212 260V261H213ZM61 261V262H60ZM110 261V262H109ZM171 261V262H170ZM185 261V262H184ZM192 261V262H191ZM257 261H259V260H257ZM137 262V263H136ZM145 262V263H144ZM191 262V263H190ZM234 262H231V264L232 263H234ZM216 263V260H214L213 261V264H215ZM89 264V263H88ZM160 264H162V263H160ZM217 264V263H216ZM251 264H255V261H253V262H251ZM258 264H261V263H259L258 262ZM263 264V263H262Z\"/></svg>",
    "mask_w": 264,
    "mask_h": 264
},
{
    "label": "bare ground",
    "instance_id": "6f19581e",
    "mask_svg": "<svg viewBox=\"0 0 264 264\" xmlns=\"http://www.w3.org/2000/svg\"><path fill=\"white\" fill-rule=\"evenodd\" d=\"M98 2H100V3H102V4H105L106 6H108V4L109 3H111V5H112V7H113V3H112V1L111 0H97ZM62 2V1H61ZM74 2V1H73ZM92 2V0H80V2H77L76 1V4L78 5V6H80L81 8H82V10H84V11H88V9H89V6H90V3ZM97 2V3H98ZM119 2V1H118ZM117 2V3H118ZM153 2H154V0H153ZM189 2H192V4L193 3H195L196 2V0H191V1H189ZM70 5H71V3H72V0H70ZM155 3V2H154ZM63 3H61V5H62ZM59 5H60V3H59ZM92 5V4H91ZM94 6V5H93ZM92 6V7H93ZM98 6H100V5H98ZM60 7H62V6H60ZM76 7V6H75ZM74 7V8H75ZM117 7V6H116ZM115 7V8H116ZM162 7V6H161ZM93 8H95V7H93ZM96 8H99V7H96ZM77 9V8H76ZM78 9H79V7H78ZM50 10L51 11H53V12H55V8H53V6H50ZM61 10V9H60ZM59 10V11H60ZM58 11V10H57ZM244 11H247L248 12V14H245V12H244V14H243V17H242V20H243V22L239 25V27H237L235 24H233L231 21H228V23H229V25H230V28H231V31L234 33V34H239V32L244 28V27H246L247 26V24L248 23H250V22H252V21H254L256 18H257V15H258V13L257 12H254V11H252V10H247V9H245ZM79 12V11H78ZM89 12V11H88ZM91 12V11H90ZM95 12V11H94ZM93 12V13H94ZM100 12V11H99ZM56 13V12H55ZM68 13H70L69 11H68ZM83 13H85V12H83ZM58 14V13H57ZM73 14V13H72ZM79 14V13H78ZM88 14V13H87ZM97 14V13H96ZM169 14V13H168ZM61 15V14H60ZM77 15V14H76ZM80 15V14H79ZM150 15V14H149ZM62 16V15H61ZM60 16V17H61ZM64 16H66L67 17V15L65 14ZM73 16V15H72ZM80 16H82V14L80 15ZM84 16V15H83ZM92 16H94V15H92ZM65 17V18H66ZM71 17V16H70ZM63 18V17H62ZM78 18V17H77ZM13 20H16L17 19V17H13L12 18ZM22 19L24 20V21H22ZM18 20L20 21V23L21 22H24V23H26L27 25H29V24H36V23H38L39 25H42V26H44L45 24V22L47 23H50L51 25H53V27H54V29L56 30V32H58V33H62V35H61V37H63V39L66 37L64 34H66L68 37H70V40H71V42H73V41H76V40H84L85 38L81 35L82 33H85V32H87L88 31V27L85 25V24H87L86 23V20H85V18H81V17H79V19H77V21H75V20H69L68 21V24H71L72 25V27L70 28L69 26H68V24H64V25H62V24H60V23H58V21L56 20V19H53V18H51V17H42L41 15H40V13L39 12H34V14H33V16H32V19L31 20H25L24 19V12H23V9H21V11L19 12V14H18ZM87 20H89V17L87 18ZM78 22V23H77ZM90 23V22H89ZM91 23H92V21H91ZM94 23H95V21H94ZM22 24V23H21ZM25 25V24H24ZM37 25V24H36ZM39 25H37V26H39ZM91 25V24H90ZM40 27V26H39ZM76 27H79L80 29H81V34L80 35H78L77 34V32H75V31H73V29L74 28H76ZM91 27V26H90ZM89 27V28H90ZM43 28V27H42ZM46 28V27H45ZM50 28V27H49ZM95 28V27H94ZM52 29V28H51ZM53 30V29H52ZM45 31V30H44ZM55 32V33H56ZM53 33V32H52ZM93 33V32H92ZM60 34H59V36H60ZM84 35H86V34H84ZM91 35V34H90ZM58 37V36H57ZM56 37V38H57ZM60 37V38H61ZM51 38V37H50ZM53 40V39H52ZM61 40V39H60ZM60 40H57L59 43H58V45L57 44H54V45H56V47H59L60 46V44H61V42H60ZM62 41V40H61ZM54 42H56V41H54ZM57 43V42H56ZM63 43V42H62ZM52 44V43H51ZM53 45V44H52ZM53 45V47H55ZM62 47V46H61ZM49 48V47H48ZM49 49H51V48H49ZM48 49V50H49ZM136 50V49H135ZM186 52H189V51H185V54H186ZM139 54V53H138ZM140 55V54H139ZM162 61V59H157L155 62H154V65L157 67V66H159V62H161ZM170 61V60H169ZM49 62H50V60H49ZM175 62V61H174ZM50 63H52V62H50ZM159 63V64H158ZM165 63V62H164ZM167 63V62H166ZM152 64V63H151ZM202 66H206V65H203V64H201ZM152 67H154V66H152ZM207 68V67H206ZM17 69H19V68H17ZM210 69V68H209ZM20 70V69H19ZM70 71V70H69ZM33 72H35V69H33ZM114 72H117L116 70H114ZM68 73V72H67ZM74 73V72H73ZM118 73V72H117ZM136 73V72H135ZM134 73V74H135ZM138 73V72H137ZM133 74V73H132ZM73 75V74H72ZM126 76V75H125ZM179 76V75H178ZM70 77H71V74H70ZM124 77V76H123ZM182 77V76H181ZM235 77V76H234ZM236 78V77H235ZM9 79L10 80H14V77H10L9 76ZM124 79V78H123ZM127 79V78H126ZM237 79H239L238 77H237ZM170 80H171V84H174L175 85V87L174 88H172L169 84H168V86H167V88L163 91V90H160V94H158L159 95V98L157 97V100L156 101H154V102H151V101H149L148 99H146V98H144V99H137V97H135V95L134 94H132V93H127V94H125V95H121V96H123L124 97V99L125 100H132V101H134L137 105H138V107L144 112V117H140V116H138L137 114H136V112L133 110V111H130V112H125V111H121L120 110V108L118 109V114H119V116H121L123 119H125V120H128V119H130V120H135V121H137L138 123H140L141 125H140V127H139V129L138 130H136L135 132L132 130V131H129V133H131L130 135H132L131 137H133L135 134V136H137V132H138V135H139V137H138V139L137 140H133V138L131 139V140H129L128 139V135H129V133H128V131H126V129H123V130H125L126 131V134L124 133V134H121V128H119V129H121L120 130V132H118V129H117V127H116V125L114 124V122L115 121H110L109 122V126L107 127V129H105V125H104V121H103V117H104V113H102V116H101V114H100V117H98V116H92V118L91 119H93V120H95V118H100L101 119V121L100 122H102L101 124V129H100V131L103 133V135L106 133V138H107V140L108 141H110L109 143L111 144V146H114V147H119V148H122L126 153H133V152H139V153H143L144 154V158H146L147 159V161H148V163H150V165H151V167H149V164L145 167L144 166V159H141V158H137V157H135V156H133V157H128L127 158V160H125V161H120L119 160V157H118V161L119 162H117V161H111V162H109L108 161V159H107V157L108 156H111V155H115V154H112V153H108V149H105L104 147H102L101 145H99L96 149H95V152H94V156H96V158H98V159H101L100 158V154H103L102 156V163H103V165H104V168L105 169H108L109 171H110V173L111 172H113L115 175H116V177L117 178H119V179H121V180H125L126 181V183H129V184H137L136 185V189L139 191V192H141V191H143L144 190V186L146 185V184H148L147 183V180L145 181V177H146V174H147V172L148 173H150V171H149V169L151 168H153V169H155V171H157V169L159 168V166H161L160 164H161V162H162V160H164V161H168V162H171L173 165L175 164V166H174V169H176L179 173V175H180V177H183V178H185L186 180H188L189 179V177H193V176H195L196 175V171H197V169H200L199 167H204V161H200V160H197L196 162H191V167H189V166H187V165H185L184 163H182V159H181V157H176L175 155H174V153H175V151H178V150H180V149H189V146H187V144L186 143H184L183 141H182V138L184 137V136H188V135H190L187 131H185L184 132V134L182 135L183 137H179L180 139H178V137H176V142H172L170 139H169V142L170 143H172L173 145H175V148L174 149H172V150H169V151H166V148H167V146L165 145V147L163 148V149H161L162 147H161V145L158 147V149H157V151L155 150L156 149V147H154V148H152L151 147V145H150V143H149V137L151 136V135H153L154 136V131H153V129H151V128H154V127H150L149 126V121H151V120H154V121H156L159 125H161V127H160V129H159V131L162 133L163 131H161V129H162V126L164 125L166 128H168V129H170L171 128V126H172V124H173V122L174 123H176V124H180V123H182V122H186L187 120H189V119H191V116L192 115H194L196 112H198L199 110H200V108H206L207 106H208V104L210 103V101H211V99H212V96L211 95H208V96H205V97H203L202 99H200V100H198V101H196L195 102V104H193V105H191L188 109H187V112H188V114L187 115H185V116H183V117H179V116H176V115H173L172 116V120H173V122L171 123V121H169V112H168V107H169V105H171V108H172V112L173 113H175V112H184V111H186V109H185V107H184V104L186 103V102H188L189 101V97L186 95V94H184V95H182L181 94V92H180V89H181V81H182V79H180V76L179 77H177L176 75L175 76H172L171 78H170ZM234 80V79H233ZM20 81V80H19ZM30 81V80H29ZM28 81V82H29ZM30 82H32V81H30ZM29 82V83H30ZM73 82V81H72ZM124 82V81H123ZM262 82H264L263 80H262ZM91 83H92V81H91ZM193 83H196L195 82V80H194V77H192V76H186V80H183V86H184V88L186 89V90H188V89H190L191 88V86H192V84ZM237 83V82H236ZM257 83V85H259L260 84V81H257L256 82ZM89 84V83H88ZM239 84V83H238ZM23 85L25 86V84L23 83ZM27 85V84H26ZM41 85V84H40ZM42 85H44V84H42ZM74 85V84H73ZM91 85H93V83L91 84ZM33 86V85H32ZM77 86V85H76ZM145 86V85H144ZM146 86H147V82H146ZM145 86V87H146ZM196 86L197 87H200L201 85L200 84H196ZM0 87H3L4 88V93H8V95L10 96L11 95V99H12V103L15 105V104H17V105H20V103H18V102H16V100H15V93L16 92H14L15 91V89L13 90V88L14 87H6L4 84H3V82L2 81H0ZM26 87V86H25ZM33 87H35V86H33ZM33 87H31V88H33ZM40 87V86H39ZM75 87V86H74ZM90 87V86H89ZM88 87V88H89ZM91 87H93V86H91ZM262 87H263V85H262ZM15 88H16V86H15ZM136 88V87H135ZM134 88V89H135ZM138 88V87H137ZM144 88V87H143ZM142 88V89H143ZM147 88V87H146ZM23 89V88H22ZM28 89V88H27ZM77 89V88H76ZM121 89V88H120ZM145 89V88H144ZM162 89V88H161ZM13 90V91H12ZM43 90V89H42ZM90 90H92V89H90ZM109 90V89H108ZM107 90V91H108ZM118 90V89H117ZM122 90V89H121ZM138 90V89H137ZM32 91H33V89H32ZM32 91H29V92H31L32 93ZM37 91V90H36ZM78 91V90H77ZM85 91V90H84ZM101 91H103V90H101ZM110 91V90H109ZM136 91V90H135ZM139 91H140V88H139ZM152 91V90H151ZM150 91V92H151ZM145 92H147V91H145ZM145 92H143V93H145ZM10 93V94H9ZM27 93V92H26ZM43 93V92H42ZM89 93V92H88ZM104 93V92H103ZM109 93H111V91L109 92ZM152 93V92H151ZM158 93V92H157ZM30 94V93H29ZM108 94V93H107ZM7 95V94H6ZM42 95V94H41ZM118 95H120V94H118ZM160 95H161V97H160ZM31 95H29V97H30ZM33 96V98L34 97H37V96H34V95H32ZM145 96V95H144ZM146 96H147V94H146ZM104 97V96H103ZM112 97V96H111ZM152 96H150V98H151ZM169 98V105H164V104H162L161 103V100L162 99H164V98ZM24 98H25V95H24ZM23 98V99H24ZM28 98V97H27ZM31 98V97H30ZM30 98H28L29 99V101H30ZM44 98V97H43ZM105 98V97H104ZM106 98H109V97H106ZM21 99H22V97H21ZM68 99V98H67ZM110 99V98H109ZM102 100V99H101ZM103 100H105V99H103ZM106 100H108V99H106ZM24 101H26V100H24ZM29 101H26V103H24L23 105L26 107V108H28L29 109V111H30V109L32 108V109H35V111L36 112H39V114H41L43 117H44V120H45V118H47L46 117V114H44V112H43V110H42V108H41V106H40V103L37 101V99H32L31 100V102H29ZM35 102V103H34ZM42 102V105L44 104L43 102L44 101H41ZM31 103H33L32 105L34 106V108L33 107H30L29 106V104H31ZM45 105V104H44ZM50 105V104H49ZM2 107H3V105H1ZM52 106V105H51ZM60 106V105H59ZM63 106V105H62ZM1 107V108H2ZM37 107H39V109H37ZM43 107V106H42ZM46 107V106H45ZM52 107H54L55 108V106H52ZM107 107V106H106ZM47 109V108H46ZM53 109V108H52ZM67 109V108H66ZM48 110V109H47ZM46 110V111H47ZM55 110H57V109H55ZM67 112V111H66ZM46 113V112H45ZM48 113V112H47ZM60 113V112H59ZM72 113V112H71ZM75 113V112H74ZM20 114V113H19ZM21 114H24V113H21ZM57 114V113H56ZM36 116V115H35ZM49 116V115H48ZM51 116V115H50ZM59 116V115H58ZM53 117V116H52ZM91 117V116H90ZM36 118H37V116H36ZM36 118H34V120L36 119ZM38 118H40L39 116H38ZM37 118V119H38ZM68 118V117H67ZM116 118H118V117H116ZM115 118V119H116ZM120 118V117H119ZM49 119V118H48ZM58 119V118H57ZM99 119V120H100ZM26 120H29L28 118H26ZM26 120H23L22 119V121H23V123L25 124V121ZM38 120H40L41 121V119H38ZM54 120H55V118H54ZM63 120V119H62ZM72 120H74L73 118H72ZM4 121V120H3ZM36 121V120H35ZM39 121V122H40ZM65 121H66V118H65ZM161 121H164V123L162 124L161 123ZM6 122V121H5ZM16 122V121H15ZM38 122V121H37ZM46 122H48V121H46ZM92 122V121H91ZM117 122V121H116ZM115 122V123H116ZM127 122V121H126ZM234 122V121H233ZM18 123H21L20 121L18 122ZM28 123H30V121L28 122ZM43 123V122H42ZM52 123H53V121H52ZM67 123V122H66ZM71 123H73V122H71ZM87 123V122H86ZM125 123V122H124ZM129 123V122H128ZM54 124V123H53ZM57 124H59L58 122H57ZM118 124V123H117ZM127 124V123H126ZM131 124V123H130ZM29 125V124H28ZM27 125V126H28ZM36 125V124H35ZM55 125V124H54ZM53 125V126H54ZM87 125H88V123H87ZM133 125H134V123H133ZM139 125V124H138ZM199 125V129L201 130H203V128L205 127V126H209L210 127V130L209 131H211V130H214V129H216V128H221L220 126L222 125L223 127H227V126H225V120L223 119V118H216V117H213L211 120H202L201 121V123L200 124H198ZM26 126V125H25ZM30 126L33 128V126H32V124L30 123ZM63 126V125H62ZM237 126V125H236ZM37 127V126H36ZM47 127V126H46ZM100 127V126H99ZM124 127V126H123ZM165 127H163V128H165ZM196 127V126H195ZM2 128V127H1ZM42 128V127H41ZM43 128H45L44 126H43ZM49 128V127H48ZM56 128V127H55ZM64 128V127H63ZM82 128H84V126H82ZM87 128V127H86ZM31 129V128H30ZM34 129V128H33ZM47 129V128H46ZM127 129H129L128 127H127ZM155 129V128H154ZM196 129V128H195ZM2 130V129H1ZM20 130V129H19ZM38 130V129H37ZM50 130H52V129H50ZM56 130V129H55ZM68 130V129H67ZM89 130H90V128H89ZM134 130H135V128H134ZM27 131V130H26ZM47 131H49V130H47ZM171 131V130H170ZM169 131V132H170ZM1 132V131H0ZM29 132V131H28ZM40 132V131H39ZM91 133V132H90ZM171 133V132H170ZM27 134V133H26ZM37 134H39V133H36V135ZM109 134H111V138L109 137ZM35 135V136H36ZM84 135V134H83ZM130 135H129V138H130ZM163 135V134H162ZM32 136V135H31ZM34 136V135H33ZM38 136V135H37ZM40 136V135H39ZM78 136H80V138H82V136L81 135H79L78 134ZM191 136V135H190ZM51 137V136H50ZM87 137V136H86ZM86 137H84L83 139L84 140H79L78 139V137H77V143H80L81 141H83V142H88V141H93L94 139H96V138H94V139H87ZM105 137V136H104ZM192 137V136H191ZM31 138V137H30ZM44 138V137H43ZM57 138V137H56ZM90 138V137H89ZM151 138V137H150ZM12 139V138H11ZM40 139H41V137H40ZM46 139H47V137H46ZM49 139V138H48ZM135 139V138H134ZM152 139H153V137H152ZM191 139V138H190ZM213 139H216V140H221V141H224L223 139H225L224 138V136H219V137H214ZM248 139H250V137H247V139L244 141V142H242V143H244V144H248L249 142H250V144H251V147H252V149H253V152L256 154V158H257V160H259L260 159V156L261 155H264V153H262V151H259V150H256L255 149V147H254V145L255 144H253V142H252V140L250 139V140H248ZM30 140V139H29ZM32 140V139H31ZM30 140V141H31ZM35 140V139H34ZM37 140V139H36ZM99 140V139H98ZM127 140H128V142H127ZM155 140V139H154ZM165 140V139H164ZM184 140V139H183ZM14 141V140H13ZM25 141V140H24ZM39 141V140H38ZM47 141V140H46ZM52 141L53 140H51V143H52ZM58 141V140H57ZM96 141V140H95ZM103 142H105V140H102ZM196 141V140H195ZM253 141H255L254 139H253ZM33 142V141H32ZM32 142H30V143H32ZM59 142V141H58ZM100 142V141H99ZM152 142V141H151ZM257 142V141H256ZM11 143H12V141H11ZM14 143V142H13ZM17 143V142H16ZM15 143V144H16ZM37 143H39V142H37ZM48 143V142H47ZM65 143V142H64ZM19 144V143H18ZM17 144V145H18ZM39 144H42V143H39ZM43 144H44V142H43ZM42 144V145H43ZM66 144V143H65ZM64 144V145H65ZM151 144H153V143H151ZM201 144V143H200ZM52 145V144H51ZM63 145V144H62ZM73 145V144H72ZM78 145H80V144H78ZM154 145H157V143L156 144H154ZM164 145V144H163ZM258 145V144H257ZM26 146V145H25ZM32 146V145H31ZM30 146V147H31ZM36 146V145H35ZM34 146V147H35ZM61 146V145H60ZM153 146V145H152ZM191 146H192V149H198V150H201V151H203L204 152V154H205V157H206V159H208V160H214V161H220V164H218L217 166H221L222 167V164H223V159H222V156H221V158H216V155H217V150L216 149H213L209 144H207V143H205L204 142V144L202 145L203 147H199V146H197V143L196 142H193V144H191ZM27 147V146H26ZM29 147V146H28ZM40 147V146H39ZM161 147V148H160ZM36 148H38V147H36ZM35 148V149H36ZM44 148V147H43ZM42 148V149H43ZM261 148V147H260ZM18 149V148H17ZM29 149V148H28ZM27 149V150H28ZM47 149H49V148H47ZM159 149H161V150H159ZM4 150V149H3ZM50 150H52V149H50ZM56 150L58 151L59 149H57L56 148ZM70 150V149H69ZM76 151H77V149H75ZM29 151V150H28ZM54 151V150H53ZM18 152V151H17ZM27 152V151H26ZM46 152H48L47 150H46ZM63 152V151H62ZM221 152V151H220ZM21 153H23V152H21ZM30 153H32V151L30 152ZM29 153V154H30ZM43 153V152H42ZM64 153V152H63ZM80 153V152H79ZM40 155H41V153H39ZM58 154V153H57ZM4 155V154H3ZM64 155V154H63ZM10 156V155H9ZM29 156V155H28ZM31 156H32V154H31ZM36 156V158H37V155H35ZM41 156H43V158H44V155H41ZM51 156V155H50ZM82 156H84V158L86 157L85 155H83L82 154ZM93 156V157H94ZM173 157V158H169V157ZM4 157H6V156H4ZM24 157V156H23ZM22 157V158H23ZM27 157V156H26ZM53 157V156H52ZM56 157V156H55ZM49 158V157H48ZM78 158V157H77ZM95 158V157H94ZM29 159V158H28ZM38 159V158H37ZM41 159V158H40ZM58 159V158H57ZM64 159V158H63ZM15 160V159H14ZM33 159H31V161H32ZM53 160V159H52ZM79 161H80V159H78ZM236 161L238 164H240V165H243L244 166V164H242L241 163V161H246L247 162V165H248V167H246V166H244L245 168H246V171H247V174H248V176H252V177H254L253 176V174H252V172L251 171H249V167L251 168V169H253L254 171H255V173H256V175L257 176H259V175H262V174H264V173H262L261 172V168H260V165L258 164V163H256V162H254L252 159H250L248 156H247V153L246 152H243V151H241L240 152V160H236V159H233V157L232 156H230V157H228V163L230 162V161ZM30 160H27L26 162H29ZM34 161H35V159H34ZM82 161V160H81ZM19 162H20V160H19ZM25 162V163H26ZM38 162V161H37ZM43 162V161H42ZM55 162V161H54ZM166 162H165V164H166ZM16 163V162H15ZM22 163V162H21ZM34 163V162H33ZM32 163V164H33ZM69 163H70V166H74V164H75V167H78V164L80 165V162L78 163H76V160L73 158V156L71 157V159H70V161H69ZM115 163H117V164H115ZM163 163V162H162ZM232 163V162H231ZM230 163V164H231ZM234 163V162H233ZM236 163V164H237ZM19 164V163H18ZM18 164H17V166H18ZM29 164H31V163H29ZM40 164H42V163H40ZM65 164V163H64ZM92 164V163H91ZM97 164V163H96ZM170 164V163H169ZM235 165V164H234ZM33 166H35V165H33ZM40 166H43V165H40ZM39 166V167H40ZM167 166H169V165H167ZM238 166V165H237ZM19 167H20V165H19ZM31 167H32V165H31ZM170 167V166H169ZM239 167V166H238ZM241 167V166H240ZM240 167H239V169H240ZM27 167H22L21 166V170L19 171L18 170V173H20V175H23V176H25V177H27V178H29V177H31L32 175H33V173L35 172V167H33V168H29V170H27L26 169ZM43 168V167H42ZM80 168V167H79ZM91 168H96V166H92V165H90V166H84V168L82 169V174H85V173H87V172H90V171H92L93 172V170L91 169ZM99 168V167H98ZM40 169H41V167H40ZM51 169V168H50ZM75 169V168H74ZM125 169H130L131 170V175H129V174H127L126 172H125ZM231 169V168H230ZM242 169H244V168H242ZM76 170V169H75ZM78 170V169H77ZM99 170H101V168L99 169ZM159 170H160V168H159ZM164 170V169H163ZM166 170V169H165ZM228 169H223L222 168V173H226V172H228V171H230V170H228ZM41 171V173H42V169L40 170ZM72 171V170H71ZM102 171V170H101ZM109 171H105L104 173H100L99 172V177L103 180V181H101L98 185H100V184H104V180L105 181H109V180H111L112 178H111V176H109ZM161 171V170H160ZM159 171V173H161ZM199 171V170H198ZM233 171V170H232ZM58 172V171H57ZM56 172V173H57ZM68 172V171H67ZM70 172V171H69ZM78 172H80V171H78ZM153 172H154V170H153ZM39 173V172H38ZM158 173V174H159ZM220 173V172H219ZM221 173V174H222ZM40 174V173H39ZM39 174H37V175H39ZM58 174V173H57ZM61 174V173H60ZM71 174V173H70ZM152 174V172L149 174V175H151ZM166 174H168V173H166ZM215 174H218V173H215ZM220 174V175H221ZM224 174H222V175H224ZM36 175V174H35ZM101 175V176H100ZM163 175V174H162ZM175 176L174 177H177L176 176V174H174ZM209 175V174H208ZM236 175V174H235ZM40 176V175H39ZM44 176H45V174H44ZM160 176V175H159ZM164 176V175H163ZM238 176V175H237ZM98 177V178H99ZM157 177V176H156ZM155 177V178H156ZM173 177V178H174ZM179 177V176H178ZM152 178H153V176H152ZM151 178V179H152ZM242 178V177H241ZM243 178H244V176H243ZM40 179V178H39ZM72 179V178H71ZM89 177L87 178V180L86 181H89ZM148 179V178H147ZM149 179H150V176H149ZM150 179V180H151ZM162 179H164V178H162ZM204 179H210V176H204ZM246 179V178H245ZM85 180V179H84ZM98 180V179H97ZM115 180V179H114ZM154 180V179H153ZM169 180V179H168ZM42 181V180H41ZM80 181V180H79ZM85 181V182H86ZM154 181H156V180H154ZM167 181V180H166ZM172 181H176V179H174V180H172ZM212 181H213V179H212ZM246 181V180H245ZM248 181V180H247ZM246 181V182H247ZM90 182H92V181H90ZM153 182V181H152ZM206 182V181H205ZM260 182V181H259ZM33 183V182H32ZM112 183V182H111ZM144 183H146L145 185H144ZM150 183V182H149ZM173 183V182H172ZM181 183V182H180ZM200 183H201V181H200ZM260 183H264V181H262V182H260ZM46 184V183H45ZM106 184V183H105ZM173 184H175V187H177L176 186V184L177 183H173ZM97 185V184H96ZM163 185H165V184H163ZM178 185V184H177ZM179 185H181V184H179ZM178 185V188L179 187H181L179 190H178V192H177V198H179V197H184V195L185 194H187L188 193V189H187V187L186 186H188L187 184H185L184 185V187H182V185L181 186H179ZM212 185V184H211ZM252 183L251 182H249L248 181V184H247V186H248V188H250L251 190H252ZM71 186H72V184H71ZM89 186V185H88ZM113 186V185H112ZM120 186V185H119ZM135 186V185H134ZM133 186V187H134ZM149 186V185H148ZM194 186V185H193ZM91 187V186H90ZM106 187H107V185H106ZM159 187V186H158ZM74 188V187H73ZM147 188V187H146ZM150 188H152V187H150ZM154 188V187H153ZM189 188V187H188ZM213 188V187H212ZM255 188V186L253 187V189ZM91 189V188H90ZM148 189V188H147ZM159 189V188H158ZM176 188H174V190H175ZM204 189H206V188H204ZM214 189H215V187H214ZM217 189H219V188H217ZM230 189V188H229ZM228 189V190H229ZM73 190V189H72ZM92 190H94V189H92ZM155 190V189H154ZM164 190V189H163ZM162 190V191H163ZM172 190H173V188H172ZM171 190V191H172ZM213 190V189H212ZM225 190V189H224ZM231 190H232V187H231ZM235 190V189H234ZM239 190H241V189H239ZM239 190H237L238 192H239ZM245 190V189H244ZM248 190V189H247ZM9 191H11V190H9ZM146 191V190H145ZM217 191V190H216ZM230 191V190H229ZM228 191V192H229ZM237 191H236V194H238L237 193ZM256 191V190H255ZM119 192V191H118ZM117 191L116 192H114V194H109V192L108 193H106V194H98V195H96L95 197L96 198H98V197H100L102 200H103V202L104 201H106V202H108V204H106L107 205V207L109 206L110 207V203H112V200H116L118 203H116V207H115V209L114 208H110V210H111V212L116 216L117 215V217L119 216L120 217V219H121V215H122V213L119 211V207H121V209L122 210H124V212H123V215H124V217H126V218H128L129 216L131 217V215L133 214V212H137L136 210H134L135 209V207H136V205L134 206L132 203L133 202H130L129 201V199H127L126 197H124V196H122L120 193H118ZM158 192V191H157ZM176 192V190L175 191H172L171 193L173 194V193H175ZM210 192H211V190H210ZM218 192V191H217ZM221 192V191H220ZM219 192V193H220ZM168 193V192H167ZM209 193V192H208ZM212 193V192H211ZM143 194H145V192L143 193ZM157 194V193H156ZM159 194V193H158ZM202 194V193H201ZM230 196L229 197H227V198H223L222 197V199L224 200V204H220V203H217V204H215V206L213 207V206H211L209 203H207V204H203L202 203V201H200V202H198L199 200H197L196 201V199L197 198H195V197H193V196H189L188 197V199H189V201L190 202H188V203H186L185 204V202H184V199H181V200H178L177 202H180V206H179V208H177L176 207V209L171 213V214H167V213H165V214H167L168 216L166 217L167 218V222L165 221V222H163V223H161V224H159L158 225V223H157V225H158V227L161 229V230H167V229H169V228H173V230L175 229V230H177V228H178V226L180 225V223L182 222L183 223V218H188V216H195V215H197L196 213V211L195 212H193L192 211V207H193V204H195V205H197V207H201L202 209H199V211H202V213L201 212H199L200 214H198V215H201V218L202 219H205V220H207L208 222H207V224H211V216L213 215V214H215L216 215V217L217 218H219L220 216H221V218H219L221 221H219V224L218 225H216V224H211L212 226V228H213V230H212V240L209 242V238L211 239V237H210V235H208L209 237H207L205 234H204V236L202 237V236H199L200 238H201V242H200V245H201V247H200V249L199 250H197V256H196V254H195V259L197 258L198 260H199V262H198V264H206L207 263V261L209 260V259H211L210 257H209V255H208V253H211V255H212V257L214 258V260H216V263L218 264V262H222V264H229V261L230 262H234V257H236L235 255H236V253H238V252H236L235 250H237L236 249V246H235V249H234V246L232 247L230 244H228L227 242H224V241H227V239L229 238L228 237V235L231 233V236L233 237V236H235L236 237V235H237V233H236V235H235V233H234V231H233V229H232V225H229V219L227 220V219H225V218H223V217H225V216H227V214L230 216V218H232V220L231 221H233V222H235L236 223V216H235V213H237V212H239L240 213V216H239V221H240V227H242L243 229L245 228V227H247L248 228V230H249V234L251 235V232L252 231H254V233H255V231H256V234H257V238H258V240H257V243L255 244V248L254 249H259V248H264V240H262V239H260V237H262V236H264V229L263 228H260V229H257V230H254V229H256V228H258L259 226H260V224H264V221H261V220H259V219H257V220H252V219H250V218H248V214H247V211L245 210V209H243V208H246V207H243L242 205H244V204H246L247 206H248V204H249V199L250 198H241V197H239V196H235L234 195V193H231V192H229L228 193ZM240 194V193H239ZM238 194V195H239ZM14 195V194H13ZM153 195H154V193H153ZM161 195H163V194H161ZM192 195V194H191ZM244 195V194H243ZM138 196V195H137ZM147 196V195H146ZM149 196V195H148ZM173 196H175V195H173ZM225 196V195H224ZM151 197V196H150ZM216 197V196H215ZM226 197V196H225ZM20 198V197H19ZM60 198V197H59ZM75 198V197H74ZM94 198V197H93ZM153 198V197H152ZM176 198V199H177ZM195 198V199H194ZM22 199V198H21ZM20 199V200H21ZM95 199V198H94ZM167 199H170V195L169 196H167ZM174 199V198H173ZM252 199V198H251ZM255 199V198H254ZM254 199H252L253 201H254ZM75 200V199H74ZM102 200H100V201H102ZM172 200V199H171ZM201 200V199H200ZM212 200V198H208V202H210ZM236 200H240L241 202H242V204H236L235 203V201ZM23 201V200H22ZM31 201V200H30ZM76 201V200H75ZM78 201H79V199H78ZM99 201V200H98ZM97 201V202H98ZM133 201V200H132ZM138 201V200H137ZM196 201V202H195ZM204 201V200H203ZM252 201V202H253ZM136 202V201H135ZM195 202V203H194ZM260 202H262L263 204H264V197H261L260 199H259V201H257V204L258 203H260ZM138 203V202H137ZM142 203V202H141ZM22 204H23V202H22ZM25 204V203H24ZM151 204V203H150ZM149 204V205H150ZM153 204V203H152ZM165 204H171L169 201L167 202V203H164L163 205H162V209H163V207L165 206ZM179 204V203H178ZM187 204H189V205H187ZM231 205V208H229L227 205ZM256 204V205H257ZM8 206V212H7V218H8V220H9V223L6 225V224H4V222H3V219H1L0 218V241L1 242H3L4 241V243L5 244H7L10 248H12L13 249V251L14 252H17L18 254H20V255H22V256H24V255H26L27 253L29 254L30 253V256L32 255V256H34V254H35V252H39L41 249H40V245H42L41 244V242H42V240H44V238L47 236V239L48 238H51L52 240H51V242L49 243L50 245H51V247H52V255L53 256H55V257H57V259H59V260H61L64 264H95V263H99L100 261H99V259L97 258V256L96 255H99L98 253H96L97 251H95V249H93V248H88V247H86V246H84L85 245V243L86 242H84V240H85V236L86 235H88V236H91V237H93V236H95L94 235V233L95 232H88V231H85L84 229H85V227L84 226H81L82 225V222H81V219H86L84 216H82V215H80V216H78V217H75L76 215H74V217L76 218V219H79V222H77V224H76V222L75 223H72V224H70V222L73 220V218H72V220H69L68 221V219H65V222L66 221H68V224H67V226L66 227H63V224H62V222L60 221V222H58V225H56V223H54L55 224V227L56 228H53V227H51V229H50V226H47L46 224L45 225H40L39 224V222H41V221H43L42 219H39V218H37L36 217V210L34 209H29V211L27 212V210H26V212H27V216H26V214H25V216H22V212H23V207H22V205L20 204V203H18V200L16 201L14 198H13V196H12V194H10L9 192H5V191H1L0 192V207L2 208V210L4 209V207L5 206ZM78 205H79V203H78ZM81 205V204H80ZM139 205V204H138ZM172 205H173V203H172ZM194 205V206H195ZM217 205H220V207L219 206H217ZM245 205V206H246ZM82 206H84V205H81V207ZM85 206H86V204H85ZM84 206V207H85ZM252 206H253V204H252ZM84 207H82V210H83V208ZM87 207V206H86ZM106 207V206H105ZM106 207V208H107ZM146 207V206H145ZM256 207V206H255ZM91 208V207H90ZM248 208H249V206H248ZM87 209V208H86ZM109 209V208H108ZM154 209V208H153ZM220 209V210H219ZM247 209V208H246ZM134 210V211H133ZM160 210V209H159ZM193 210H195V209H193ZM197 210V209H196ZM155 211V210H154ZM158 211V210H157ZM163 212H170L171 210L170 209H163L162 210ZM181 211H184V212H181ZM25 211H24V213H26ZM141 212V211H140ZM12 213H16L15 215H12ZM90 213V212H89ZM93 213V212H92ZM155 213V212H154ZM153 213V214H154ZM253 213V212H252ZM111 214V213H110ZM112 214V215H113ZM141 214H142V212H141ZM149 214V213H148ZM153 214L151 215V213H150V216H152V217H155V215L153 216ZM158 214V213H157ZM164 214V213H163ZM222 214V215H221ZM122 215V216H123ZM143 215H145V212H143ZM93 216V215H92ZM97 216V215H96ZM96 216H93L94 218L96 217ZM128 216V217H127ZM142 216V215H141ZM146 216V219H147V215H145ZM102 217V216H101ZM119 217L117 218V219H119ZM144 217V216H143ZM162 217H163V215H162ZM179 217H180V219H179ZM62 218V217H61ZM64 218V217H63ZM67 218V217H66ZM114 218H116V217H114ZM163 218H165V216L163 217ZM165 218V219H166ZM96 219V218H95ZM137 219H138V217H137ZM143 219H145V218H143ZM53 220V219H52ZM98 220V219H97ZM228 222H227V221ZM59 221V220H58ZM100 221V220H99ZM107 221V220H106ZM105 221V222H106ZM117 221V220H116ZM21 222H23V226L22 227H18V225H20L21 224ZM29 222H31V223H34V224H36L35 226H31V227H29V225L27 224V223H29ZM55 222V221H54ZM88 222H89V220H88ZM87 222V223H88ZM91 222V221H90ZM103 222V221H102ZM108 222V221H107ZM83 223H84V221H83ZM92 223H94V222H91V225L92 226H95V225H93ZM117 223V222H116ZM128 223V222H127ZM147 223V222H146ZM146 223H143V224H145L146 225ZM150 223V222H149ZM181 223V224H182ZM218 223V222H217ZM86 224V223H85ZM89 224V223H88ZM107 224V223H106ZM153 224H155V223H152V225ZM220 224H222V225H224V227L223 228H221V227H219V225ZM233 224V223H232ZM237 224V223H236ZM39 225V226H38ZM76 225H80L81 227H79V228H76L75 226ZM103 225H105L104 223H103ZM144 225V226H145ZM148 225H150V224H148ZM199 227H200V233H203L204 232V230H205V228L207 227V226H205V223L204 224H200V223H198L197 224ZM235 225V224H234ZM90 226V225H89ZM108 226H109V223H108ZM143 226V225H142ZM143 226V227H144ZM97 227V226H96ZM100 227V226H99ZM141 227V226H140ZM151 226H147L146 227V229L145 230H143V232H145L146 234L145 235H143V236H141V237H139V236H137L136 234H135V236L132 234V240H131V243L133 244V245H135V247H136V245H138V244H142V245H144L143 246V250H145V251H148L149 250V252H147V253H145V256L143 257L142 255H141V252H139V251H141V250H137V252H139L138 254H139V256L137 255V257L138 258H141V257H143V258H141V259H143V261L145 260V262H147L148 260H152V261H154V260H156V262H158V264H160V263H162L163 264V262L165 263V257H166V255L165 254H167V257H168V253L169 252H173V250H177L178 249V242L180 243V241H177L179 238H177V240H176V238L173 240V237H172V242L170 241V242H168L169 240H171V239H169V240H164V242L163 241H161V239H160V237L159 236H161V232L160 231H158L157 232V229L156 228H153V230H152V228H150ZM155 227H157L156 226V224H155ZM189 227V226H188ZM195 227V226H194ZM237 227V226H236ZM235 227V228H236ZM91 228V227H90ZM93 228V227H92ZM95 228V227H94ZM136 228V227H135ZM145 228V227H144ZM143 228V229H144ZM211 228V229H212ZM246 228V229H247ZM45 229H47V230H45ZM100 229V228H99ZM123 229V228H122ZM209 229V228H208ZM210 229V230H211ZM222 229H225L226 231H227V233H225L224 232V230H222ZM248 230H246V231H248ZM70 231V235L68 234V235H66V233L67 232H69ZM131 232V231H130ZM176 232V231H175ZM180 232V231H179ZM183 232V231H182ZM237 232V231H236ZM72 233H73V236H72ZM96 233H97V231H96ZM181 233V232H180ZM205 233V232H204ZM141 234H142V232H141ZM170 234H172V233H170ZM183 234L185 235V232H183ZM239 234V233H238ZM173 235V234H172ZM175 235V234H174ZM240 235V234H239ZM249 235V236H250ZM72 237L73 238V240H74V242L71 244L70 243V246H73V248H74V250L78 253L77 255H75V254H73V253H70L68 250H69V247H67L66 245H65V243L67 242V240H68V238L69 237ZM109 236V235H108ZM170 237H171V235H169ZM180 236V235H179ZM230 236V237H231ZM246 236V235H245ZM253 236V235H252ZM74 237H75V239H74ZM130 237H131V235H130ZM174 237H176V235L174 236ZM182 237H183V235H181L180 236V239L179 240H181V243H182V241H184V240H182ZM196 237V236H195ZM228 237V238H227ZM244 237V236H243ZM94 238V237H93ZM144 238H149V241L147 242V243H143L141 240L142 239H144ZM251 237H248V239H250ZM120 239V238H119ZM238 239V238H237ZM247 239V240H248ZM252 240H253V238H251ZM250 239V240H251ZM66 240V241H65ZM145 240V239H144ZM177 242H176V241ZM187 240V239H186ZM198 240H200V239H198ZM197 240V241H198ZM45 241V240H44ZM43 241V243L45 244V243H47L48 242V240L46 241V242H44ZM88 241V240H87ZM229 241V240H228ZM174 242V243H173ZM175 242L177 243L176 245L178 246V247H176L177 249H175V247H174V244H175ZM232 242V241H231ZM246 242V241H245ZM253 244H254V242L253 241H251ZM251 243V244H252ZM1 244V243H0ZM87 244V243H86ZM183 244V243H182ZM181 244V245H182ZM206 244L208 245L207 247H206ZM2 245V244H1ZM1 245H0V247H1ZM66 246L67 248V250L66 251H63V247L61 248L60 246ZM233 245H235V244H233ZM244 245V244H243ZM242 245V246H243ZM213 246H215V247H213ZM240 246V245H239ZM241 246V247H242ZM245 247H246V244L244 245ZM44 248V247H43ZM136 248H138V247H136ZM161 248H163L164 249V251H161ZM209 248V249H208ZM251 248H253V247H251ZM33 249V250H32ZM186 249V248H185ZM239 249V248H238ZM243 249V248H242ZM245 249V248H244ZM243 249V250H244ZM32 250V251H31ZM84 251L86 252V253H84ZM42 252V251H41ZM74 252V251H73ZM143 252V251H142ZM176 253H177V251H175ZM174 252V253H175ZM190 252V251H189ZM249 252V251H248ZM32 253V254H31ZM44 253V252H43ZM75 253V252H74ZM126 253V252H125ZM175 253V254H176ZM179 253V252H178ZM181 253H183L184 254V252L182 251ZM180 253V254H181ZM187 253V252H186ZM225 254L226 256H227V260H223V257L221 256V254ZM245 253H247V252H245ZM41 254V253H40ZM64 254H68V257H66V258H63V256H64ZM104 254V253H103ZM118 254V253H117ZM175 254H171V255H175ZM190 254V253H189ZM14 255V254H13ZM101 255V254H100ZM106 255V254H105ZM170 255V256H171ZM241 255V254H240ZM239 255V256H240ZM248 255V254H247ZM250 255V254H249ZM252 255H253V253H252ZM264 255V254H263ZM21 256V257H22ZM39 256H41V255H39ZM177 256V255H176ZM175 256V257H176ZM179 256V255H178ZM28 257V256H27ZM166 257V258H167ZM183 257V256H182ZM192 257V256H191ZM209 257V258H208ZM250 257V256H249ZM252 257H254L255 259H253V261H255V264H258V262L259 263H263L264 264V257L262 256V254H256V253H254V256H252ZM137 258V259H138ZM172 258V257H171ZM184 258H185V256H184ZM190 258V257H189ZM12 259V258H11ZM11 259H9V257H8V252H5V251H3L2 253H0V264H23V263H16V262H13ZM14 259V258H13ZM110 259V258H109ZM168 259V258H167ZM182 259V258H181ZM187 259V258H186ZM186 259H185V261H186ZM236 259V258H235ZM250 259V258H249ZM16 260V259H15ZM213 259H211V261L210 262H212L211 264H213V261H212ZM257 260H259V261H257ZM60 261V262H61ZM134 261V260H133ZM152 261H150V262H152ZM178 261H179V259H178ZM184 261V262H185ZM196 261V260H195ZM253 261H249V262H247L246 261V264H251V262H253ZM102 262H104V263H106L104 260L102 261ZM107 262H108V260H107ZM110 262V261H109ZM139 262H140V259H139ZM144 262V263H145ZM149 262V261H148ZM147 262V263H148ZM149 262V263H150ZM171 262V261H170ZM192 262V261H191ZM190 262V263H191ZM137 263V262H136ZM193 263H194V258H193ZM215 263V264H216ZM151 264V263H150ZM153 264V263H152ZM171 264V263H170ZM189 264V263H188ZM195 264V263H194ZM197 264V263H196ZM232 264H238V261H236L235 260V262L234 263H232Z\"/></svg>",
    "mask_w": 264,
    "mask_h": 264
}]
</instances>
